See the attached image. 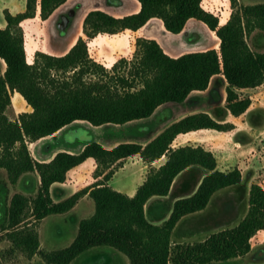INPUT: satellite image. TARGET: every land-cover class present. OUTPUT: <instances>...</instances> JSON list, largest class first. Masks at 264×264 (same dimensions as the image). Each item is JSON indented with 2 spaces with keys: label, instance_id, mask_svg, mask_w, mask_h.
<instances>
[{
  "label": "trees",
  "instance_id": "obj_1",
  "mask_svg": "<svg viewBox=\"0 0 264 264\" xmlns=\"http://www.w3.org/2000/svg\"><path fill=\"white\" fill-rule=\"evenodd\" d=\"M66 1L26 0L22 12L4 10L7 25H0V58L6 62L3 73L0 69V168L7 170L13 183L24 173L35 171L40 186L33 200L22 192L13 195L1 228L8 231L17 247L33 256L39 251L40 237L39 231L27 222L29 206H33L35 221H40L49 214L72 209L89 191L95 200V213L80 221L78 234L69 246L43 252L46 262L69 264L83 252L101 245L127 254L132 264H208L249 253L252 237L264 229V187L257 183L251 185L250 208L238 225L215 231L205 240L172 246V232L182 217L206 208L214 193L240 183L243 174L238 167L219 169L215 153L202 145L173 149L171 144L181 132L205 127L232 130L236 127L233 122L219 120L207 111L195 112L171 123L146 144L124 140L107 148L92 141L78 153L59 151L50 161L35 158L29 141L61 131L78 120L94 125L147 120L160 107L184 102L195 90H206L220 73L228 80V110L235 115L244 113L252 98L238 90L264 87V51L254 50L248 41L255 28L264 32V1L241 6L223 23L219 15L204 7L203 0H139V11L121 17L92 9L84 18L86 36H79L67 53L54 55L40 49L37 60L31 62L21 23L36 16L46 20ZM230 2L238 6V0ZM153 17L162 18L166 29L176 34L186 29L191 18L201 20L215 31L220 46L172 56L157 39L137 36V60L122 75L107 72L102 63L90 57L89 43L98 34L138 31ZM93 68L106 78L86 80L85 74ZM53 69L73 74L56 78ZM16 91L32 110L12 119L7 109ZM169 150L167 162L150 169L134 196L109 184L130 156L141 154L145 160L153 161ZM89 158L98 162L95 174H103V178L56 201L52 184L67 181L69 171ZM192 165L207 172L197 190L177 199L165 221H151L145 212L146 202L154 195L169 194L175 178Z\"/></svg>",
  "mask_w": 264,
  "mask_h": 264
},
{
  "label": "crops",
  "instance_id": "obj_2",
  "mask_svg": "<svg viewBox=\"0 0 264 264\" xmlns=\"http://www.w3.org/2000/svg\"><path fill=\"white\" fill-rule=\"evenodd\" d=\"M120 1L121 0H114L113 2L119 4ZM126 1L131 11L130 13L125 14V13L117 12V7L114 6V4H110V2L112 3L111 0H96V3L100 4V6L95 7L93 9L100 8L118 17L131 14L140 10L141 2L139 0H126ZM87 4L88 3H86L85 0L82 1L77 0L71 5L66 6V8L59 14L58 22L62 19L61 15L63 13L68 12L74 6L79 5V11L76 17L77 20L80 12H82L83 7L88 6ZM25 9H26V4L23 7V9L18 10V12H22ZM156 20L159 21L165 33L167 34L172 33L166 29L164 21L160 17H153L152 19H150L142 27V31L146 32V30L148 31L153 30V27L151 26ZM0 25L6 26L7 21L6 24H0ZM72 26L67 28L66 33L71 32L70 30ZM150 27L151 29H149ZM207 29L215 33V31L211 30L206 23L196 18H191L188 21V25L186 29H184L181 33L177 34L180 37H182L186 33L190 34L189 40H184L187 42L183 44V47H185L187 50L183 49L185 51H182L180 53H174L175 48L169 49L167 47H164L161 44V42L159 40L158 41L165 49V51L172 56H179L184 52L191 50H204L212 47L219 48L220 39L218 42L217 41L215 42L214 40L215 43L212 46L205 48L203 47L208 40ZM138 31H133L131 29H123V32L135 33ZM81 33L85 34V29L83 30V32H80V36H84ZM261 34L264 35L263 33ZM115 36H117L115 35V33L114 35H110L109 37H106L104 35L101 36L97 35L94 39H92L89 43L90 57L94 58L95 60H97L98 62L102 63L105 66H110L116 63L117 57L120 54L130 53L132 51V46L129 37L120 38ZM129 36L131 35L129 34ZM78 37L74 38L72 44L65 53H67L72 48V46L77 41ZM148 38L157 39L155 35L148 36ZM91 47H93V49L97 51L98 57L95 58L96 55L91 53L92 51ZM227 85H228V80L226 79L223 73H220L212 78V81L206 90H195L190 94V97L186 101L181 103H173L174 106L172 107L174 108V110H168L169 114L162 115L159 119H158V115L162 111L159 109L162 107L156 110V112L152 115V117L148 118L147 120H137L124 124L107 123L102 125H94L86 120H78L66 126L61 131L55 132L51 135L42 137L40 139L29 141V147L35 158L41 161H50L55 157V155L59 151L65 150V151L78 153L83 149L84 144L92 141H99L107 148H113L124 140L143 142L144 144H146L150 142L152 139H154L156 136H158L168 125L191 113L207 111L213 116H216L214 110H219L220 108L225 107L226 115L225 117H223L222 120L235 123L236 127L234 129L217 130L215 128L205 127V128L191 130L188 132H181L176 136L171 146L173 149H175L179 146H184V145H193V146L202 145L205 148L210 149L215 153L217 157L219 169L223 171H229L227 170L226 167L227 164L230 163L231 161L230 159L232 157L231 149L233 148V146H241L249 143L245 137H242L243 133H245L246 131H251L250 129L252 127L258 128V130H260L261 133H264V126H262L261 123L256 122L257 121L256 119L248 118L250 117V115L251 117H253V115L255 116L256 111L264 107V105L261 103L264 87L261 89L238 90L239 92H243L246 95L250 96L252 98V104L244 113L240 115H235L230 110H228L226 106ZM250 92L252 93L249 94ZM18 95H22V94L16 91L14 96L17 98L19 97ZM20 100L23 103V100L21 98ZM24 100L26 101L25 98ZM231 115L235 116V118H241L240 119L242 122L241 125L243 126H241L237 120L230 119ZM258 115H259L258 117L262 119V115L260 114V112L258 113ZM245 123H247L251 127L250 128H248L247 126L244 127ZM238 133L241 135L238 136ZM215 145H218L217 148ZM169 153L170 150L161 157L156 158L153 161L145 160L141 156V154L130 156L125 160L124 164L115 171V173L109 180V184L123 193H126L130 196H134L137 193L139 187L147 179L150 169L153 166L160 167L161 165L165 164L169 158ZM222 163L224 167L222 166ZM97 166H98V162L94 158H89L83 163L72 168L69 171V179L67 181L55 182L52 184L51 186L52 197L56 201H61L63 199L70 197L72 194L77 192L78 189L85 188L101 180L103 178V174L100 175L95 174V170ZM206 174L207 172L197 165H192L184 169L175 178L172 185V189L169 194L154 195L146 202L145 212L147 217L151 221L158 224L165 221L171 214L175 201L183 196H187L194 193L197 190L198 186L200 185L202 178ZM243 177H242V181H243ZM20 179H25L26 184L33 183L37 185L39 189L40 178L37 172L30 171L24 173L20 177ZM251 185L252 184L249 183V189L251 188ZM226 188L220 189L216 193H214V195L210 200V203L206 208L182 217V219L177 223V225L175 226L172 232L173 247H175L177 244L194 243L196 241L205 240L211 233L215 231H218L226 227H233L240 223V221L247 215L250 208V203L246 208L247 210L244 209L246 211H242L243 209L242 203L240 202V206L236 208V205L234 204L235 202L233 201V199H231L230 201L232 205L229 208L230 215L228 217L230 221H228V223L226 222V224L224 225L219 224L218 227L222 226L221 228L216 227L218 224L216 226L215 225L209 226L210 223H208L209 222L208 219H211V217L213 218L216 214H219L224 211V209L220 207L219 201H221L222 198L225 199V197L228 196L227 195L228 193H231L235 190V188H230L225 191ZM24 193L26 194V192ZM83 203H85V205L88 207L89 215L87 217L92 216L95 213L96 204H95V200L90 195L89 191L79 199V201L72 209L63 213H55L61 217H65V220L68 221H70L72 217L76 218L74 219L75 220L74 237L70 240L68 245L64 247L69 246L74 241L79 231L80 221L84 218H87V217H79V218L77 217L76 211L79 207H81ZM0 209H1V204H0ZM47 216L41 220L40 224L43 222L45 218H47ZM203 220H207L208 222L205 223ZM60 228H59V232H62V228H64V226L62 225V228L61 229ZM214 228H218V229H214ZM38 231L40 237V247H39L40 250L42 249L45 252V251H52L55 249L64 248V247L52 248L46 246V242L41 237L40 226ZM201 231H205V233H203L202 236L198 234V232ZM256 236L257 233L251 239L252 249L249 253L243 256L229 259V261H233V260L237 261L242 258L249 257V255L254 253L256 251L255 247L257 246L254 245L253 240ZM260 241L263 240L261 239ZM260 241L258 242L259 247H263L261 246L262 244L260 243L262 242ZM93 249L94 250L92 249L88 250V251H92L91 254L95 256L94 257L95 260L93 264L115 263L117 260L114 259H116L118 255L121 256V253L118 250L116 249L114 250L109 246L101 245V246H96ZM256 249H258V247ZM17 255L23 256L24 254L23 252H20L19 254L15 252L14 255L11 257V259H15ZM36 256L37 253L32 256V259H35ZM125 261L126 262L130 261V258L129 260H125Z\"/></svg>",
  "mask_w": 264,
  "mask_h": 264
},
{
  "label": "rangeland",
  "instance_id": "obj_3",
  "mask_svg": "<svg viewBox=\"0 0 264 264\" xmlns=\"http://www.w3.org/2000/svg\"><path fill=\"white\" fill-rule=\"evenodd\" d=\"M77 0H67L66 3L58 7L53 14L49 17V19L43 20L41 16H36L34 18L27 19L21 23V26L23 27L24 31L27 35V49L29 51V59L31 62H35L37 60V50H44L45 52H49L51 54H65V52L69 49L70 45L72 44L74 38H77L80 36V32H83L84 30V17L87 15V13L95 8L100 6V4L96 3V0H85L86 3H88V6H84L82 9V12H80L78 18L79 23L74 24L71 28V32L69 33H63L61 34L60 31H58V17L59 14L66 8V6L71 5ZM82 1V0H81ZM114 6L117 7V12L119 13H130V9L128 7L126 0H121L120 3L116 4L111 0ZM264 0H238V6L233 7L230 0H203V5L206 9L213 11L221 18V23L228 21L231 14L233 12H236L241 6L246 4H253L258 2H263ZM137 2V1H136ZM26 4V0H0V24H6V18H5V12L4 10L6 8H10L13 13H17L18 10L23 9V7ZM77 18V19H78ZM77 21V20H76ZM153 30L146 32L142 31V28L138 32H123V30H120L115 33V37H124L130 39L132 51L128 54L122 53L117 57V67L114 65L105 66V69L107 72H110L111 74H114V71H116L117 75L127 74L130 70L131 65L134 63L135 60H137V56L139 54V47L137 42V36H142V38H148V36H154L161 42V44L164 47L167 48H175L174 53H180L182 51L187 50L185 47H183V44H185L189 40L190 34L186 33L182 37L177 35L176 33H165L164 30L161 27V24L159 21H155L152 26ZM151 27L149 29H151ZM123 32V33H122ZM208 32V40L207 43L203 46L209 47L214 45V43L219 41V38L215 33L211 32L207 29ZM120 33V34H119ZM264 34L263 31H261L259 28H255L252 30L250 35L248 36L249 44L252 46V48L256 51H264ZM79 34V35H78ZM82 35L86 36V33H81ZM119 34V35H118ZM125 34V35H124ZM129 34L131 36H129ZM104 35L106 37H109L110 33H100L98 36ZM215 40V42H214ZM177 49V50H176ZM185 49V50H183ZM91 53L95 54V58L98 57L97 51L91 47ZM94 59V58H93ZM6 68V62L0 58V69L1 72ZM94 68L90 69L85 74L86 80H96L100 77L106 78L104 75H100L98 73L94 72ZM73 74V71H59L56 69L52 70V75L56 78H63L67 76H71ZM138 82V80H137ZM139 87L140 84H137ZM250 92L249 94H251ZM22 100L21 102L19 97L13 96L12 103L9 105L7 109V114L12 119H17L19 114L23 111H31L32 107L24 100L23 95H18ZM15 97V98H14ZM261 103L264 105V91L262 93ZM172 104V105H170ZM166 104L162 106L159 110H162L160 114L158 115V119L162 115H168V110H174L172 106L173 103ZM182 110V108H181ZM187 110V109H185ZM216 113L215 117L220 118L219 120H222L223 117L226 115V108H220L219 110H214ZM262 115V119L259 118L258 113ZM250 119H256L258 123H261L262 126H264V107L260 110L256 111V115L253 117H248ZM230 119L237 120L239 124L241 125V118H235V116L231 115ZM246 121V120H245ZM229 122V121H224ZM235 124V123H234ZM236 126V124H235ZM243 126V125H241ZM250 128L251 126L247 123L244 124V127ZM251 131H246L243 133L242 137H245L246 140L249 142L245 145L241 146H233L231 149L232 157L230 158V163L227 164V170H231L235 167H238L241 169L243 174V181L236 185L228 186L226 190L230 188H235V190L231 193H228L224 198H222L220 202V207L224 209L223 212L216 214L213 218L207 220H203L205 223H210L211 225H217L219 224L224 225L226 222L228 223L229 220V208L231 207V199L235 202L236 208L240 206V202L242 203V211H246L247 206L249 205V198H250V189H249V183H257L264 187V133H261L258 128L252 127L250 129ZM251 132V133H250ZM241 134L238 133V136ZM233 145V144H232ZM216 148L218 145H215ZM236 147V148H235ZM220 148V147H219ZM223 166V163H222ZM224 167V166H223ZM96 173V170H95ZM223 189V188H222ZM38 187L37 185L30 183L26 184L25 179H20L18 182L13 183L11 182L8 172L5 168H0V224L5 219V211L7 210V207L9 206L11 199L13 195L16 192H26V194L33 200L37 194H38ZM224 192V191H223ZM233 203V202H232ZM246 209V210H244ZM77 217H87L89 215L88 207L83 203L81 207L77 209ZM28 214L29 218L27 219V222H31L30 226L34 227L36 230L39 229L41 231V237L46 242V246L56 248V247H64L68 245L70 240L74 237L75 233V220L76 218H71L70 221L65 220V217H61L55 213L50 214L43 220V222L40 224V221H35V216H33V206L30 205L28 208ZM213 219V220H212ZM202 224V223H201ZM62 225L64 228H62ZM208 226V227H209ZM62 228V232H59V228ZM213 227V226H212ZM222 227V226H221ZM218 227V228H221ZM60 228V229H61ZM214 228V229H218ZM260 231V230H259ZM258 231V232H259ZM257 236L254 238L253 242L254 245L258 247H255V252L249 255V257L242 258L240 260H233V261H215L208 264H264V229H261V231L258 233ZM205 231L198 232L200 236L203 235ZM254 237V236H253ZM263 241H260V240ZM258 240V241H257ZM262 242L261 246L259 247L258 242ZM106 246V245H102ZM116 249L115 247L109 246ZM95 248V247H93ZM91 248L92 250H94ZM89 249V250H91ZM118 250V249H116ZM121 253V256L118 255L115 263L111 264H132L131 260L126 262L125 260H129V256L122 251L118 250ZM17 252L18 254L20 252H23V256L17 255L15 259H11V257L14 255V253ZM44 250H40L37 252V256L35 259H32V256H28L27 253H25L21 248L17 247L12 240L9 238L8 231L1 228L0 225V262L1 264H56V263H48L45 261L43 257ZM48 252V251H45ZM92 251H85L82 254L79 255L75 260H73L69 264H93L94 257L91 254ZM257 252V253H256ZM256 253V254H255ZM263 255V256H262ZM243 256V255H241ZM126 258V259H125ZM32 259V260H29ZM170 264H173L171 262Z\"/></svg>",
  "mask_w": 264,
  "mask_h": 264
},
{
  "label": "water",
  "instance_id": "obj_4",
  "mask_svg": "<svg viewBox=\"0 0 264 264\" xmlns=\"http://www.w3.org/2000/svg\"><path fill=\"white\" fill-rule=\"evenodd\" d=\"M79 5L72 7L68 12L61 15V20L58 22L59 31L63 34L66 33L67 28L71 27L78 15Z\"/></svg>",
  "mask_w": 264,
  "mask_h": 264
}]
</instances>
